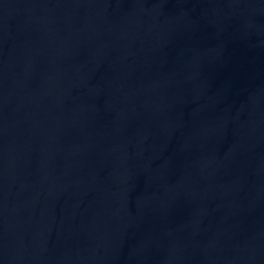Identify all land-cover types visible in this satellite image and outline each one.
Returning a JSON list of instances; mask_svg holds the SVG:
<instances>
[{
	"label": "water",
	"instance_id": "water-1",
	"mask_svg": "<svg viewBox=\"0 0 264 264\" xmlns=\"http://www.w3.org/2000/svg\"><path fill=\"white\" fill-rule=\"evenodd\" d=\"M0 264H264V0H0Z\"/></svg>",
	"mask_w": 264,
	"mask_h": 264
}]
</instances>
